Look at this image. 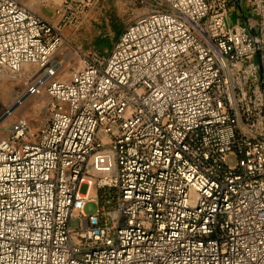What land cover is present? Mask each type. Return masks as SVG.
<instances>
[{
    "label": "built area",
    "instance_id": "built-area-1",
    "mask_svg": "<svg viewBox=\"0 0 264 264\" xmlns=\"http://www.w3.org/2000/svg\"><path fill=\"white\" fill-rule=\"evenodd\" d=\"M80 1L50 21L0 0V67L54 75ZM156 1L104 61L45 85L41 130L0 139V264H264V0H249L255 29L226 0Z\"/></svg>",
    "mask_w": 264,
    "mask_h": 264
},
{
    "label": "rangeland",
    "instance_id": "rangeland-1",
    "mask_svg": "<svg viewBox=\"0 0 264 264\" xmlns=\"http://www.w3.org/2000/svg\"><path fill=\"white\" fill-rule=\"evenodd\" d=\"M31 1L35 3L33 8L44 18L50 21L55 19V8L60 5L59 0H50L48 3L29 0V4ZM79 4L82 7L86 6L81 18L77 23H68L63 30L64 35L69 39L68 47L58 48L51 56L50 62L58 64L54 75L45 78L44 69L30 63L23 65L19 72L0 67L1 73L11 76L0 75V78L4 77L1 80L3 84L8 85L7 92L5 90L7 97L4 92L0 93V139L5 137L20 120L25 121L35 132L41 130L50 119L47 108L48 96L45 92V85L49 81L55 78H69L83 55L88 56L96 52L104 61L112 48H108L105 44L112 42L113 45L117 40V33L123 31L125 26L155 9H167L156 0H98L96 2L83 0L75 2L71 8L65 10L67 18L77 15ZM75 48L82 50L83 54H76ZM26 78L28 79L24 82ZM40 78L45 79L39 92L30 93V88ZM227 159L231 165L235 164L233 155L228 156ZM84 190L85 188H82L81 192ZM86 211L95 212V205L87 204Z\"/></svg>",
    "mask_w": 264,
    "mask_h": 264
},
{
    "label": "crops",
    "instance_id": "crops-1",
    "mask_svg": "<svg viewBox=\"0 0 264 264\" xmlns=\"http://www.w3.org/2000/svg\"><path fill=\"white\" fill-rule=\"evenodd\" d=\"M249 2V0H226L228 21L232 24H250L255 29L257 26L256 16L250 11Z\"/></svg>",
    "mask_w": 264,
    "mask_h": 264
},
{
    "label": "bare ground",
    "instance_id": "bare-ground-1",
    "mask_svg": "<svg viewBox=\"0 0 264 264\" xmlns=\"http://www.w3.org/2000/svg\"><path fill=\"white\" fill-rule=\"evenodd\" d=\"M54 66H56V62L55 63H52V65L50 66V68H48V74H52V73H49L51 70H53V67ZM2 74H4V75H6V76H8V77H11L10 75H7V74H5V73H1V71H0V75L2 76ZM2 78H4V77H2ZM2 78H0V93H2V92H4L5 94H6V92H7V88H8V85L6 86V85H4L3 83L4 82H2L1 80H2ZM28 78H26L25 80H24V82H26V80H27ZM6 84V83H5ZM33 88V87H32ZM31 88V89H32ZM5 90H6V92H5ZM30 92V91H29ZM31 93V92H30ZM6 97H7V94H6ZM4 99V98H3ZM7 99V98H6ZM98 160H100V161H102V167H101V170H102V172L103 173H108L110 170H111V161L109 160V159H107L106 158V156H103V155H98V156H95ZM96 158H94L93 159V162H95L97 159Z\"/></svg>",
    "mask_w": 264,
    "mask_h": 264
},
{
    "label": "trees",
    "instance_id": "trees-1",
    "mask_svg": "<svg viewBox=\"0 0 264 264\" xmlns=\"http://www.w3.org/2000/svg\"><path fill=\"white\" fill-rule=\"evenodd\" d=\"M122 32V31H121ZM121 32H118L117 33V36H116V39H118V37H119V35L121 34ZM115 42H116V40H115ZM114 42V43H115ZM114 43H113V45H114ZM108 48H111L113 45H112V42H107L106 44H105Z\"/></svg>",
    "mask_w": 264,
    "mask_h": 264
},
{
    "label": "water",
    "instance_id": "water-1",
    "mask_svg": "<svg viewBox=\"0 0 264 264\" xmlns=\"http://www.w3.org/2000/svg\"><path fill=\"white\" fill-rule=\"evenodd\" d=\"M258 60H259V56H258Z\"/></svg>",
    "mask_w": 264,
    "mask_h": 264
}]
</instances>
